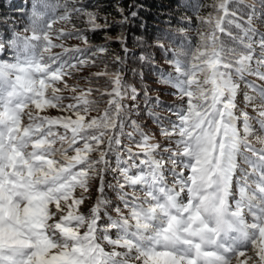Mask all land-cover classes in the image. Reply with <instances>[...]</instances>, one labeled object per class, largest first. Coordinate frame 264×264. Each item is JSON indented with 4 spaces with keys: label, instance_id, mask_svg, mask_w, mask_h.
Instances as JSON below:
<instances>
[{
    "label": "snow or ice",
    "instance_id": "6c2138e0",
    "mask_svg": "<svg viewBox=\"0 0 264 264\" xmlns=\"http://www.w3.org/2000/svg\"><path fill=\"white\" fill-rule=\"evenodd\" d=\"M211 7L214 16L198 17L210 31L196 28L190 53L154 45L173 69L157 68L158 82L180 101L167 124L153 113L159 140L129 119L141 90L124 78L125 36L117 71L79 76L105 77L110 90L68 83L109 51L89 41L86 32L111 25L85 0H34L30 26L0 34V264H264V33L254 23H264V0ZM118 11L121 24L137 16ZM80 18L84 29L73 23ZM176 22L186 34L190 18ZM94 92L108 96L102 110Z\"/></svg>",
    "mask_w": 264,
    "mask_h": 264
},
{
    "label": "trees",
    "instance_id": "16d2710c",
    "mask_svg": "<svg viewBox=\"0 0 264 264\" xmlns=\"http://www.w3.org/2000/svg\"><path fill=\"white\" fill-rule=\"evenodd\" d=\"M48 2L51 3L54 0H48ZM33 3L34 0H27L26 3L20 0H0V34L10 33L13 30L23 31V29L29 27L33 19ZM85 3L89 5L90 11L98 14L99 23L103 24L106 18L111 25L106 30L86 32L92 45L105 46L111 53L123 55L117 37L123 35L127 38L129 54L126 57L124 78L129 84L135 85L138 90H141V96L138 98L139 109L132 113L129 119L138 121L141 126L143 125L140 122L141 119L149 121V125H153L149 128L158 132L157 125L153 121V113L164 118V122L167 124L168 120L171 119L168 115L172 114L168 111V106L178 103L163 99L159 94L161 91L157 90L158 88L155 86L156 83L162 85V90L171 91V95L175 92V89L170 86L158 82L163 76L161 72L156 70L157 68L162 69L164 74L173 73V69L166 62L167 56L161 54L154 45L159 40L164 43L165 47L179 50L183 46L184 51L190 53L192 46H195L199 41L196 28L205 33L210 31V26L200 24L198 17L206 18L210 13L213 16L215 15V11L211 7L213 0H85ZM256 3L259 6V0H256ZM129 5H135V7L130 9ZM119 8L125 10V15L129 11H136L137 16L131 18L128 24H121L122 17L118 11ZM37 10L48 11V15H51L50 10L40 8H37ZM235 10L237 16H243L246 21L248 9L244 5H240ZM180 17H188L191 20V23L187 26L188 31L186 34L177 32L178 28L185 27L184 24L176 22ZM47 19L48 16H45V20ZM255 20L256 27L264 33V23H261L258 18ZM73 23L79 29L86 28L83 18L74 19ZM230 31L233 35H239V30L234 26L230 27ZM107 37L111 39H107ZM228 43L230 46H234L233 41L228 40ZM149 54L153 58L151 63L146 64L139 60V56ZM105 65H107V71L109 72L117 71L120 67L114 62L112 56H101L97 59V65L93 68L104 71ZM248 79L255 78L248 77ZM155 80L156 82H154ZM257 83L259 82L257 81ZM91 84L93 88H98L101 92L111 89V84L105 77H93ZM143 91H147L153 99L145 103ZM156 97H159L162 103H157ZM93 98L99 101L101 110L107 106V95L101 97L99 92H94ZM239 99L241 100L239 106L243 107L242 94ZM249 110L247 111L251 115H255L251 108ZM125 131H132V129L126 124ZM122 143L126 145L130 141L127 137H122ZM111 159L115 167V155Z\"/></svg>",
    "mask_w": 264,
    "mask_h": 264
},
{
    "label": "rangeland",
    "instance_id": "374dc122",
    "mask_svg": "<svg viewBox=\"0 0 264 264\" xmlns=\"http://www.w3.org/2000/svg\"><path fill=\"white\" fill-rule=\"evenodd\" d=\"M20 1L21 2H24L25 0H20ZM254 23L256 24V20H254ZM54 27H56V28H64L67 31H70L72 29V25L71 24H67V25L66 24H57ZM65 43L67 45H69V46L77 45V44H80V46H83V44L80 41L76 40V39H69ZM54 51L55 52H59L61 50L60 49H54ZM104 56H112V58H114L115 56H117V54L111 53V51H108V53L106 55H104ZM101 71H103V70L102 69L101 70H98V69H95L93 67L87 68V69H85V71L82 74H77L76 77H73L72 79H69L68 80V83L70 85L71 84H78L81 88L92 87V84H88L84 79H80L79 76L80 75H83V76H91L92 73L101 72ZM154 82H156V80ZM155 86L158 88L157 90H160L161 91L159 94H160V96L163 99L169 100V101H172V102L180 103V101L177 99V97L175 95H171V91H164V90H162V88H163L162 85H159L157 83H156ZM168 90H170V89H168ZM48 94L49 93H46V95H48ZM63 95L65 97H70L72 94L70 92H64ZM69 102H71L69 99H65L64 100V103L65 104H67ZM247 110L250 111L249 108ZM46 113L48 115H53V116L60 114V113H58V111L56 109H46ZM92 115L95 116V115H97V113L96 112H92ZM168 116L171 117L172 120H175V116L174 115L171 114V115H168ZM140 122H141V124H143L142 126H144L143 127L144 128V131L155 133L156 134V138L158 140L161 139V137L159 136V132H157L155 130H151L149 128V126H153V125H149V121H146L144 119H141ZM253 141H254V138H253ZM257 147H259V145H257ZM112 165L114 167V162L113 161H112ZM107 179L112 180V174L111 173L108 174ZM113 183H114V181H113ZM107 195L109 196V198L113 202H116V200H115L116 194H115V192L113 190L108 189L107 190ZM93 196H95V190H93ZM90 203H91V201H86L85 205L82 206V208H85L86 209Z\"/></svg>",
    "mask_w": 264,
    "mask_h": 264
}]
</instances>
